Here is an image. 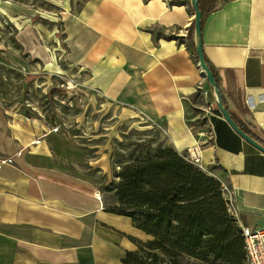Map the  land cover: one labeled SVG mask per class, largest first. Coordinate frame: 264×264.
Here are the masks:
<instances>
[{"label": "crops", "instance_id": "1", "mask_svg": "<svg viewBox=\"0 0 264 264\" xmlns=\"http://www.w3.org/2000/svg\"><path fill=\"white\" fill-rule=\"evenodd\" d=\"M200 5L203 54L227 109L264 146V0ZM60 6L59 27L53 34L41 30L53 47L34 46L30 32L24 37L25 53L40 65L29 74L70 76L83 98L111 104L127 122L162 129L175 150L196 147L202 166L227 187L239 227H264V153L227 123L213 87L200 76L190 45L198 37L187 38L192 0H66ZM12 55L23 68L8 69L25 77V60ZM6 99L0 96V264H124L126 253L151 235L130 217L107 211L94 189L59 164L89 160L92 151V160L105 167L107 149L94 143L85 149L68 131L35 143L49 127L38 116L12 111Z\"/></svg>", "mask_w": 264, "mask_h": 264}, {"label": "rangeland", "instance_id": "2", "mask_svg": "<svg viewBox=\"0 0 264 264\" xmlns=\"http://www.w3.org/2000/svg\"><path fill=\"white\" fill-rule=\"evenodd\" d=\"M65 1L0 0V96L12 101L8 104V107L13 108L12 111L24 110L31 117L38 116L45 121L49 129L57 126L58 133H76L85 149H88L91 143L99 144L100 150L107 149L104 153L108 155L109 164H105V167L97 163V160H92L96 155L87 150L89 160H64L59 164L63 167L65 175L75 178L82 186L94 189L103 203L106 201L110 206H117L120 201L113 185L119 182V172L123 165L155 154L159 149H175L162 129L149 124L134 123L135 121L127 122L118 113L119 109L111 104L98 98H83V92L76 89L75 82L68 78L70 76L29 74L28 71H34L40 65L33 57L34 53L31 56L25 53V46L30 44L25 42L24 37L30 32L34 46L53 47L52 43L46 42L41 30L53 34L55 28L59 27L63 13L60 4ZM12 54L16 55L18 60H25V77L21 78L15 68H23V65L15 61ZM191 55L196 62L197 57L192 50ZM14 63L17 66L9 70L7 66ZM200 76L204 78L201 71ZM175 151L185 157L188 153ZM202 171L219 181L214 175L215 170ZM228 213L237 223L234 214ZM158 254L159 258H164V264L168 263V256L160 251ZM177 260L178 264H245V259L241 262L213 258L204 261L187 255L179 256Z\"/></svg>", "mask_w": 264, "mask_h": 264}, {"label": "trees", "instance_id": "3", "mask_svg": "<svg viewBox=\"0 0 264 264\" xmlns=\"http://www.w3.org/2000/svg\"><path fill=\"white\" fill-rule=\"evenodd\" d=\"M200 2L198 0L201 11ZM202 20L203 15L201 25ZM193 32L194 20L187 38L190 39ZM190 42L197 57L195 44L192 39ZM203 58L227 109L218 75L204 54ZM229 114L237 126L253 138L251 132ZM119 178L113 188L120 203L110 206L104 201L105 209L130 217L137 228L152 237L140 242L135 251L127 252L124 264H164L158 251L169 257L166 264H178L177 258L183 255L204 261L213 258L241 262L245 259L241 229L226 209L220 182L190 163L185 155L173 149H159L155 154L123 165Z\"/></svg>", "mask_w": 264, "mask_h": 264}, {"label": "built area", "instance_id": "4", "mask_svg": "<svg viewBox=\"0 0 264 264\" xmlns=\"http://www.w3.org/2000/svg\"><path fill=\"white\" fill-rule=\"evenodd\" d=\"M260 100L263 101L264 96H262ZM247 102L249 105H253L250 98H247ZM56 131H58V127L54 126L47 132H43L41 136L34 140V142L37 143L42 137L47 136L50 132ZM187 152L186 159L200 170H205L202 166L201 156L198 149L196 147H193L192 149L189 148ZM2 161L7 162L8 159H4ZM221 191L224 196L227 211L233 214L231 200L227 194V187L223 183H221ZM98 197H100V195H98ZM240 229L243 238L245 264H264V227L250 228L247 226H241Z\"/></svg>", "mask_w": 264, "mask_h": 264}, {"label": "water", "instance_id": "5", "mask_svg": "<svg viewBox=\"0 0 264 264\" xmlns=\"http://www.w3.org/2000/svg\"><path fill=\"white\" fill-rule=\"evenodd\" d=\"M193 9H194V35L198 37L197 42L195 44L196 47V64L199 67V69L202 71V75L205 78V80L213 87L216 96H217V107L221 114L223 115L224 119L227 121V123L233 128L235 132H237L243 139H245L248 143L259 149L261 152L264 153V146L259 143L257 140L249 136L247 133H245L243 130H241L237 124L233 121L232 117L230 116L227 109L224 107L221 99V95L216 87L215 80L213 77L212 72L205 64L203 54H202V46H201V40H200V29H201V11L198 7V0H192Z\"/></svg>", "mask_w": 264, "mask_h": 264}, {"label": "bare ground", "instance_id": "6", "mask_svg": "<svg viewBox=\"0 0 264 264\" xmlns=\"http://www.w3.org/2000/svg\"><path fill=\"white\" fill-rule=\"evenodd\" d=\"M201 71V70H200ZM202 72V71H201Z\"/></svg>", "mask_w": 264, "mask_h": 264}]
</instances>
